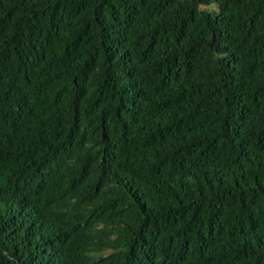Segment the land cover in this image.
Returning <instances> with one entry per match:
<instances>
[{"label":"trees","instance_id":"obj_1","mask_svg":"<svg viewBox=\"0 0 264 264\" xmlns=\"http://www.w3.org/2000/svg\"><path fill=\"white\" fill-rule=\"evenodd\" d=\"M0 264H264V0H0Z\"/></svg>","mask_w":264,"mask_h":264}]
</instances>
